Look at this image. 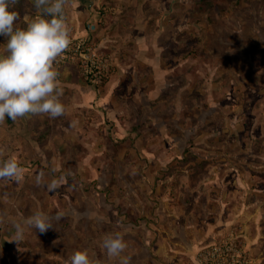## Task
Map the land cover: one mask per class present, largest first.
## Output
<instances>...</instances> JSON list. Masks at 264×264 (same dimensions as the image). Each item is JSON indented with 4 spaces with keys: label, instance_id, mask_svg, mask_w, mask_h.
Returning a JSON list of instances; mask_svg holds the SVG:
<instances>
[{
    "label": "rangeland",
    "instance_id": "rangeland-1",
    "mask_svg": "<svg viewBox=\"0 0 264 264\" xmlns=\"http://www.w3.org/2000/svg\"><path fill=\"white\" fill-rule=\"evenodd\" d=\"M161 1L162 5L165 2L166 7L171 5L168 0ZM151 3L157 4L156 0H152ZM151 3L148 5L153 8L154 5L151 6ZM173 5L175 11L165 14L164 17L166 27L158 31V34L162 32L158 40L161 49L156 52L155 43L148 50L149 57L155 54L163 56L160 62L164 69L163 90L157 94L152 93L155 87L162 84L161 77H156L158 71L153 66L151 67L149 63L127 60L126 63L132 65L129 69L135 67L139 74L137 82L122 78V89L113 94L116 108L112 106V110L118 115L120 126H115L113 121L106 119L104 112L99 109H73L57 117L65 125L73 115L78 120L72 127L68 125L69 133L62 134L63 149L61 148L60 152L64 154L63 158L56 160L62 169L52 174H44V181L40 186L45 187L51 180L62 176L65 177L61 181L63 184L54 192L48 190L45 192L34 184L33 178L37 174V171H34L30 179L26 178L31 185L25 187L27 190L21 188L40 199H45L42 200L39 211L42 209L50 213L59 212L64 216L63 224L71 223V226L76 228L77 235L80 236L75 242L70 241L64 246L61 252L65 255L67 251L68 261L75 251L85 250L92 240L91 222L85 221L84 218L76 222L71 217L84 216V213L92 209L97 202L101 216L107 211L108 206L113 204L119 212L124 211L123 207H126L128 210L125 211L129 212L130 216L136 215L131 205H128L129 202L122 198L127 197L123 195L128 190L127 186L138 184V173L135 169H131L143 164L137 152L144 149L153 154H161L163 151L173 154L174 157L166 162L167 166L195 167L192 171V182L199 179L202 182L207 177H211V182L206 184L202 195L204 201L211 197L210 207L199 206V209L207 216H219L220 206L217 201L222 198V192L227 191L230 201L229 213L233 212L235 216L237 207L235 186L229 182L226 185L227 189L224 190L220 184L222 173L208 172L205 166L220 167L224 164H237L236 157L229 159V152L236 153L240 148L259 152L261 147H264L255 134L258 121L264 117V115L259 116V111L256 110L258 101H264L263 96L257 95L260 90L264 91L262 90L264 89V0H180ZM13 10L18 13V19L22 13L29 12L24 0H19ZM102 12H100V20L104 15ZM153 14L156 17V13ZM17 22L18 20L16 24ZM89 37L99 46V51L107 54L112 51L109 48L112 43L108 39L107 29L103 30L100 37L90 35ZM151 38L148 37L149 40ZM135 51H137L135 43L129 42L123 48L118 46V52H125L128 58H133ZM109 69V73L120 70L112 63ZM109 73L96 83L87 80L88 85L95 89L103 88V85L110 80ZM130 81L137 84L138 91L133 90L132 93L126 87ZM104 91L105 89H101L100 94ZM125 95L130 99L129 103L132 107L129 109L119 105L125 99ZM241 111L244 124L240 131L235 129L232 131L230 123L235 120L236 113ZM129 115L132 119L128 120ZM5 120L9 121V118L6 117ZM42 122H44L40 123L42 126H38L42 128L37 136L40 142L44 141L48 133H52L53 136L59 135L58 131L52 130L48 120L44 119ZM13 127L0 126L5 139L11 136L12 130H15ZM82 131L83 138L79 139L78 133ZM228 134L233 135L231 140H226ZM53 145L55 148L56 143ZM93 146H98L100 151L91 154ZM7 159L8 157L0 156V160ZM257 160L262 163V157L248 155L245 164L248 162L255 164ZM82 166L86 169L83 173H79ZM89 166L102 171L99 189L94 187V174L87 169ZM197 169L201 170L197 171ZM257 172L264 178V169H258ZM28 173L27 171L24 176H29ZM80 183L85 188L82 193H80L82 187L78 186ZM0 184V216L2 214L11 216L17 206L15 203H18L21 190L16 188L12 180L0 179ZM137 192L141 198L142 190L137 189ZM63 195H66L67 199ZM115 196L118 198L116 203L112 201ZM183 200V195H180L178 203ZM143 206L146 211H151L153 204L144 201ZM21 208L25 209L27 215L36 211V206L27 200L21 201ZM65 216H70L69 220ZM235 220L231 219L227 229L216 236L229 232L240 236L239 240L246 245L255 264H264V242L253 245L252 228H249L248 240L244 236L245 232L240 228V224L243 223ZM98 227L104 237L110 231L109 226L103 222ZM257 244H260V247ZM57 249L59 253L61 250L57 246H54L53 251ZM87 252L89 255V250ZM2 260L4 257L1 256L0 262ZM100 260L105 261L106 258L101 256Z\"/></svg>",
    "mask_w": 264,
    "mask_h": 264
},
{
    "label": "crops",
    "instance_id": "crops-1",
    "mask_svg": "<svg viewBox=\"0 0 264 264\" xmlns=\"http://www.w3.org/2000/svg\"><path fill=\"white\" fill-rule=\"evenodd\" d=\"M151 1L70 0V4L65 7V15L67 25L70 28L71 39L89 35L100 37L103 30L107 29L108 39L112 43V46H109L112 49L111 53L109 52L111 63L112 65L115 64L120 70L109 73L110 80L103 85L104 87L95 89L85 82L86 79L78 73L75 67L63 66L62 68H56L54 66L59 72L58 79L63 89V95L61 96L63 100L61 101L65 106L66 113L73 109H99L104 112L106 119L113 121L115 126H120V119L117 117L116 112L112 110V106L116 108L113 94L122 89V78L137 82L139 74L135 67L132 70L129 69L132 65L126 63L127 60L149 63L151 67L153 66L158 71V73L155 71L157 73L156 77H161L160 83L162 82V84L155 87L152 93L157 94L163 90L165 87L164 69L160 64L163 56L162 54H155L149 57L148 50L155 43L157 46L155 51L159 52L161 49L158 40L162 32L158 34V31L166 27L165 14L175 11L173 3H179L180 0H168L171 5L167 7L165 2L162 5L161 0H156V5ZM24 3L29 12L20 15L16 24L18 27H25L28 22L40 15V10L34 6V0H24ZM148 3H151V6L154 5L153 8H150ZM153 9H155L154 12ZM101 11L104 15L100 20ZM153 13H156V17L153 16ZM100 21L101 24H99ZM148 37H152L151 40ZM129 42L137 45V51L132 55L133 58H128L125 52H118V46L123 48ZM4 43L5 38L0 36V53L4 51ZM132 81L128 82L126 87L133 93V90L138 91V87ZM101 89H105L102 94H100ZM262 90L264 89L262 88ZM257 95L264 97V91L260 90ZM124 98L119 105H124L126 109H129L132 107L129 103L130 99L127 95ZM257 106L256 110L259 111V116L264 115V101L260 102L259 100ZM106 109H109V111ZM242 114V111L236 113L235 120L230 123L232 131L234 129L240 131V128H242L244 124ZM44 119L48 120L52 130L58 131L59 135L53 136L52 133H48L44 137V141L40 142L37 136L42 127L38 126H42L40 123H44L42 122ZM129 119H132L130 115ZM77 120L78 118H74L73 115L65 125L61 122V119H52L47 115H28L18 118L16 121L9 119V121L5 120L0 123V126L4 127L15 126V128L13 127L15 130H12L11 136L7 139L0 131V156L14 157L20 167L23 168L24 174L27 171L29 172V176L23 177V182L16 183L12 180L16 188L18 187L17 189L21 190V188L31 185V182L26 181V178L30 179V175L34 171H37L36 175H38L41 172L52 174L62 169L56 163V160L63 158L64 154L60 152V149H63L62 134L69 133L68 125L72 127ZM230 133L232 132L230 131ZM262 133H264V117L258 121L255 127L258 141H261V145L264 146V134ZM83 135V131L82 133L79 132V139L83 138ZM232 137V134H228L226 140H231ZM55 143L56 147L53 148ZM92 151L91 154H94V151L99 152L100 150L98 146H93ZM137 153L142 158L143 164L131 167V169H135L138 173V184L127 186L128 190L123 194L127 197L122 198L129 202L128 205H131L136 214L135 216H130L129 212L125 211L128 210L126 207H123V210L125 209L122 211L123 213L119 212L114 204L109 205L107 211L101 216L97 202L92 209L84 213V216L71 217L76 222L82 218L87 222H91L92 240H90L91 244L86 246L85 250H89V257L93 264H120L121 258H110L103 247L104 236L98 227L102 222L109 226V233L119 232L123 235L127 248L121 254V257H129L128 264H196L194 256L198 248L212 241L219 232L227 229L231 219L243 223L240 224V228L245 232L244 236L248 240L252 228L251 239L253 245L257 242H264V240L262 241V238H264V178L257 172L258 169H264V147H261L259 152L255 150L250 152L243 148L237 149L236 153L229 152V159L236 157L237 164H224L220 167L205 166L208 172L222 173L220 184L224 190L227 189L226 185L229 182L235 186L237 190L235 216H233V212L229 213L230 201L227 191L226 193L222 192V198L217 201L220 206L219 216H207L199 209V206L210 207L211 197L204 201L202 195L206 184L211 182V177H207L202 182L200 179L192 182V171L195 170V167L192 168V166L187 165H182L179 168L174 165L167 166L166 162L174 156L166 153V151L161 154H153L143 149ZM248 155L262 157V163L257 160L255 164L250 162L245 164ZM85 169V166H82L78 172L83 173ZM87 169L94 174L95 189L101 188L99 181L102 171L90 166ZM200 170L197 169V171ZM36 175L33 178L35 185H37L35 182ZM62 184L63 182H61ZM78 186L82 187L80 193L85 191L81 183ZM40 187L46 192L47 189L43 185ZM137 189L143 192L141 198L137 195ZM25 190L27 189L25 188ZM25 190L20 191V198L18 203H15L17 206L12 215L2 214L0 216V255L4 257L0 264H55L57 262H59L58 264H67V251L63 255L61 253L62 249L70 241L75 242L80 235H77V230L74 226H71V223L68 225L62 223L64 216H61L62 214L59 212L50 213L41 209V212L50 217L52 228L41 234L38 230L25 226L24 238L19 242L13 240L15 232L13 222L23 223L27 217L39 211V207L45 201L44 198L40 199V197ZM95 194L94 196H96ZM180 195H183L184 200L178 203ZM63 196L67 199L66 195ZM116 197L112 199L115 203L118 201ZM119 198H121L120 195ZM142 199L143 202L153 204L151 211L144 209ZM22 200L34 204L36 211L31 215H27L25 209L21 208ZM65 217H68L67 220H69L70 216ZM257 245L260 247V244ZM54 246L60 248L61 251L59 253V249L53 251ZM8 255L10 256L8 257ZM101 256L106 260L101 261Z\"/></svg>",
    "mask_w": 264,
    "mask_h": 264
},
{
    "label": "clouds",
    "instance_id": "clouds-1",
    "mask_svg": "<svg viewBox=\"0 0 264 264\" xmlns=\"http://www.w3.org/2000/svg\"><path fill=\"white\" fill-rule=\"evenodd\" d=\"M18 3L19 0H0V36L5 38L4 51L0 53V123L6 117L16 121L28 115H47L55 119L65 113L60 99L63 89L54 64L72 43L65 15L70 0H34L40 15L25 27L16 26L18 13L13 9ZM23 177V168L14 157L0 160V179L20 183ZM64 179L63 176L53 179L45 187L54 192ZM43 181L41 172L35 182L40 186ZM25 226L41 234L52 228L50 217L37 211L23 223L13 222L14 241L24 238ZM103 247L110 258L120 257V264H128L130 258L121 257L127 248L121 233L106 234ZM67 264H93V261L86 250H78Z\"/></svg>",
    "mask_w": 264,
    "mask_h": 264
},
{
    "label": "built area",
    "instance_id": "built-area-1",
    "mask_svg": "<svg viewBox=\"0 0 264 264\" xmlns=\"http://www.w3.org/2000/svg\"><path fill=\"white\" fill-rule=\"evenodd\" d=\"M69 48L55 62L56 68L73 66L86 80L99 82L109 73V54L99 51L89 36L71 39ZM233 232L216 236L195 253L196 264H255L246 245Z\"/></svg>",
    "mask_w": 264,
    "mask_h": 264
},
{
    "label": "trees",
    "instance_id": "trees-1",
    "mask_svg": "<svg viewBox=\"0 0 264 264\" xmlns=\"http://www.w3.org/2000/svg\"><path fill=\"white\" fill-rule=\"evenodd\" d=\"M85 82L88 84L89 82H87V80H85Z\"/></svg>",
    "mask_w": 264,
    "mask_h": 264
}]
</instances>
